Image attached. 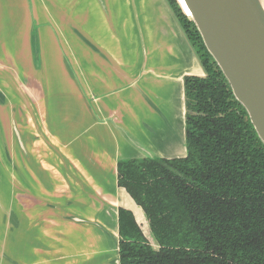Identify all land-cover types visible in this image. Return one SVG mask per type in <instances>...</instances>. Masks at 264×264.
I'll list each match as a JSON object with an SVG mask.
<instances>
[{"label":"crops","instance_id":"crops-1","mask_svg":"<svg viewBox=\"0 0 264 264\" xmlns=\"http://www.w3.org/2000/svg\"><path fill=\"white\" fill-rule=\"evenodd\" d=\"M18 1L13 76L0 58V264H119V208L154 238L117 161L186 155L183 80L204 69L167 0H0V16Z\"/></svg>","mask_w":264,"mask_h":264},{"label":"trees","instance_id":"trees-1","mask_svg":"<svg viewBox=\"0 0 264 264\" xmlns=\"http://www.w3.org/2000/svg\"><path fill=\"white\" fill-rule=\"evenodd\" d=\"M180 1L167 0L205 75L183 80L185 156L117 161L158 245L119 208V264H264V144Z\"/></svg>","mask_w":264,"mask_h":264},{"label":"water","instance_id":"water-1","mask_svg":"<svg viewBox=\"0 0 264 264\" xmlns=\"http://www.w3.org/2000/svg\"><path fill=\"white\" fill-rule=\"evenodd\" d=\"M180 3L186 7L205 47L264 144V3L261 0ZM146 157L154 156L147 153Z\"/></svg>","mask_w":264,"mask_h":264},{"label":"rangeland","instance_id":"rangeland-1","mask_svg":"<svg viewBox=\"0 0 264 264\" xmlns=\"http://www.w3.org/2000/svg\"><path fill=\"white\" fill-rule=\"evenodd\" d=\"M39 3H40V0H33L34 6L38 7ZM19 6H20V3L18 1L17 7H16V11L11 8V12L9 13V11L7 9V12L0 16L1 23H3L2 24L3 26L1 28V32L3 33L4 31H6V40H5V37L3 36L2 33H1V36H0V58L3 59L2 60L3 63L9 65V68H6L5 71L7 73L11 74V75L13 73V69L11 68L9 63L12 62L11 61L12 60V56H15V58L17 57V55L20 56V54L18 52L17 43L19 41V34L21 32L12 31V33H10L11 35H9L7 29L13 23H17V25L21 24L22 15L20 14ZM40 19H41V17L38 15L37 18H36V21L40 22L39 21ZM19 29H20V27H19ZM15 31H18V29L15 30ZM23 54H24V52H23ZM22 58H24V57L22 56ZM0 78H1V76H0ZM22 82H23V84L19 83V82H17L16 85L14 84V88H16V92H18V95L23 99V97H24V95H23V92H24L23 87L26 86V82L24 80ZM0 83H2L1 85L4 87L3 90L8 92V87H6L4 85V80L0 79ZM32 84L36 88L40 87L39 79H37V80L34 79ZM45 86H47V85H45ZM20 106L23 108V105H20ZM23 112H24V110H23ZM17 115H19V114H17ZM6 116H7L6 112L0 113V120L3 121V125H5V123L7 121ZM19 116H21V115H19ZM19 122L23 123V118H21ZM19 122H18V124H19ZM3 128H4V130H0V137H1V141H0V156L4 159L3 160L4 163L6 162L5 164L8 165V157H6V155H7L6 154V151H7L6 149H8V146H9L8 145L9 132H8V129L6 127H3ZM21 128H22V130H21ZM19 129L21 130L22 134H24L23 133V126L22 127L19 126ZM4 146H6L7 148L5 149ZM16 165H17V169H18V173H19V171L23 168V166H25V160H20V159L17 158L16 159ZM20 177L23 180V176H20ZM18 195H20V192H17V196ZM1 197H4L3 199H5V197L7 198L8 197V192L7 191L3 192L1 194ZM18 198H19V196H18ZM150 236H152V238H154L153 235H151V233H150ZM149 240H150V238H149ZM150 241L152 242V245L154 246V248H158V245H157V243L155 242L154 239H153V241H152V239Z\"/></svg>","mask_w":264,"mask_h":264},{"label":"bare ground","instance_id":"bare-ground-1","mask_svg":"<svg viewBox=\"0 0 264 264\" xmlns=\"http://www.w3.org/2000/svg\"><path fill=\"white\" fill-rule=\"evenodd\" d=\"M262 1V3H264V0H261ZM190 15V14H189Z\"/></svg>","mask_w":264,"mask_h":264}]
</instances>
